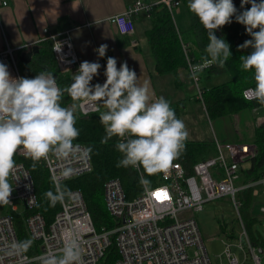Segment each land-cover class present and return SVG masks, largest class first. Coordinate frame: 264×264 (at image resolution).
Returning <instances> with one entry per match:
<instances>
[{"label":"built area","instance_id":"built-area-1","mask_svg":"<svg viewBox=\"0 0 264 264\" xmlns=\"http://www.w3.org/2000/svg\"><path fill=\"white\" fill-rule=\"evenodd\" d=\"M161 3L172 9L180 5V0H162ZM7 5V0H0V6ZM246 6L251 7L250 4ZM153 8L152 4L136 0L122 14L112 16L107 21L115 27L119 35H132L136 14L143 12L150 18ZM117 18L126 21V32L121 33L119 30ZM72 32L68 30L55 33L45 28L39 40L51 43L58 69L62 73L77 72L80 64ZM183 46L187 53L188 46ZM19 49L21 47L7 44L0 51V62L8 67L13 78L23 77L17 57ZM190 67L193 73L194 66ZM194 81L198 96L202 100L198 78L194 77ZM247 89L249 88L245 90ZM97 108L100 111L104 109L100 102H90L85 104L83 110L79 108V111L87 116L100 112ZM254 111L258 109L255 108ZM255 122L258 126L264 124V115H257ZM78 145L80 151L73 157L60 159L50 155L47 161L39 162L49 171L56 190L61 191L60 185L63 182L85 175L93 168L87 148ZM215 148L214 157L194 164L191 171L176 160L166 176L160 174L159 185L143 187L142 192L131 200L126 198L119 179L107 180L103 188L106 209L120 223L113 230L102 232L96 230L83 193L78 189L70 191V197L65 196L64 203H60V211L47 224L36 211L38 198L30 171L22 162H17L15 178L10 180L13 187L11 202L0 205V264H41L42 257L48 254L59 255L69 238L79 240L83 264H99L112 243V235L118 250V259L114 264H212L194 214L202 211L206 203L224 197L232 201L242 231L238 238H233V242H224L225 248L219 255L220 260L224 259L228 264H261L260 249L252 244L245 229L241 215L243 202L239 198L240 192L256 186H260L264 192V174L256 182L239 183L240 168L257 155V146L253 143H222L215 140ZM16 156L27 157L22 149ZM65 167L73 169L70 178L61 176V170ZM132 170L140 177L143 175L142 168ZM158 192L166 193L167 198L157 199ZM17 201L23 202L24 210L29 212L25 219L28 234L40 250L35 256L26 253L21 256L7 254L11 242L19 241L14 223V214L18 213ZM259 211L264 213V204L261 202Z\"/></svg>","mask_w":264,"mask_h":264},{"label":"clouds","instance_id":"clouds-1","mask_svg":"<svg viewBox=\"0 0 264 264\" xmlns=\"http://www.w3.org/2000/svg\"><path fill=\"white\" fill-rule=\"evenodd\" d=\"M248 4L251 7L245 8ZM241 7L245 10L237 14L233 0H188L189 10L198 17L209 40L203 64L193 67V75L206 66L225 67L232 56L230 45L215 33L232 23L235 16L251 37L239 46L251 49L240 57V66L251 73L254 81V87L245 90L243 96L264 106V0H242ZM116 23L121 33L127 31L124 19L117 18ZM107 48L106 44L99 46V57L106 55ZM100 68L98 62H82L71 86L61 89L51 72L42 71L34 78H13L8 67L0 62V205L11 202L10 180L15 178V156L19 150L32 160L33 169L50 155L67 159L80 151L74 143L80 135L75 102H79L81 110L90 102L102 104L104 111L97 108L100 122L108 138H117L115 147L122 154L117 167L142 168L147 176L169 173L185 147L188 132L184 121L176 117L166 98L153 99L146 86L137 84V74L127 62L118 68L117 60L108 57L106 80L93 85ZM64 91L73 98L70 107L62 106ZM72 175L71 167L61 170L64 178ZM140 184L147 188L150 181L142 175ZM66 195L70 197L71 193H45L53 207L57 202L63 204ZM32 244V239L13 241L7 254L21 256ZM41 264H83L79 240L67 239L59 255L48 254L41 258Z\"/></svg>","mask_w":264,"mask_h":264},{"label":"trees","instance_id":"trees-1","mask_svg":"<svg viewBox=\"0 0 264 264\" xmlns=\"http://www.w3.org/2000/svg\"><path fill=\"white\" fill-rule=\"evenodd\" d=\"M181 1H183L190 14L191 23L187 30L181 31L177 28L173 11L166 4L159 3L151 12L152 28L146 33L155 58L156 73L174 75L175 84L178 88L184 87L181 76L182 71H188L192 79L197 77L199 89L202 91V100L200 99V101L203 102L210 119L239 114L244 111L254 110L255 108L258 111L264 112V106L259 105L255 100H246L243 96V91L246 88L254 87L251 73L243 71L240 66V57L247 55L251 51L250 48H239L245 41L251 39L246 32V28L241 29L237 27L234 16L232 23L217 30L216 36L224 39L230 45L232 56L229 57L224 68L216 65L206 66L193 75L190 65L197 66L203 64V58L206 56L205 49L209 43L208 33L200 23L198 17L189 10L188 0H180V5ZM240 13L238 12L237 14ZM183 44L188 46V56L184 53ZM19 66L22 76L25 78H33L42 71H48L56 77L61 89H66L73 83V75L71 73L59 71L51 43L48 41H41L39 43L38 50L26 67H23L20 62ZM223 74H229L230 80L211 88L202 86V77L210 79ZM197 98H199L198 93ZM61 103L62 106L66 107H70L74 103L72 96L67 91H64ZM75 103H77L75 113L77 117L76 127L79 129L80 135L74 143L84 145L87 148L91 156L93 168L91 172L85 175L63 182L60 185V189L65 193L77 189L81 190L96 230L99 232L110 231L116 228L120 220L110 216L106 209L103 194L105 182L113 178L119 179L126 198L131 200L142 192L141 177L132 170V167H117L122 154L115 147L117 138L107 137L104 126L99 119L100 112L87 116L82 115L78 108V102ZM182 105L183 101H180L173 108L178 119H181ZM252 143L257 146V155L246 161L248 166H241L239 180L241 184L256 182L264 174V124L255 128ZM215 155L216 148L214 141L200 142L186 139L185 147L177 160L188 171H191L194 164ZM15 160L16 163L22 162L30 171L38 198L36 211L43 216L47 224H50L54 220L55 215L60 211L61 205L57 202L54 207L51 206L50 200L45 196V193L49 191L54 194L57 192L49 171L40 163L33 169L32 160L29 157L20 158L15 156ZM143 175L145 179L150 181V187L161 183L160 174L147 176L143 173ZM239 198L243 202L241 214L249 238L255 247L263 251L264 239L259 231H255L259 218L253 212L254 209H252L255 199V189L248 188L240 192ZM27 215H29V212L26 210L23 213L14 214L15 229L19 241L30 239L25 222ZM229 236L231 238H238L234 233ZM111 241V245L107 248L99 264H114L118 259V250L113 235L111 236ZM39 252L37 244L33 242L26 254L35 256ZM34 264L39 263L35 262Z\"/></svg>","mask_w":264,"mask_h":264},{"label":"crops","instance_id":"crops-1","mask_svg":"<svg viewBox=\"0 0 264 264\" xmlns=\"http://www.w3.org/2000/svg\"><path fill=\"white\" fill-rule=\"evenodd\" d=\"M7 6H0V51L6 45L21 47L17 51V57L21 65L26 67L39 47V40L43 35V29L47 28L55 33H62L68 30L72 32V38L80 64L84 61L98 62L101 64L99 75L94 77L92 84H103L106 77L108 57L117 60V67L127 62L130 69L137 74V84L146 86L153 99L159 97L166 98L172 108L180 101H183L181 109V120L188 126L190 121L198 118H208L204 104L197 98L195 93L186 94L183 88H178L175 84V76L172 74H157L155 71V58L152 47L147 37V31L152 28L151 17L140 12L135 16V30L132 35H119L115 27L110 24L108 18L122 14L126 8L136 0H7ZM146 3L156 5L162 0H143ZM242 0H233L238 12L245 9L241 7ZM181 5L172 8L174 20L177 28L181 31L187 30L191 23L190 14L187 10L189 20L181 16ZM153 8V9H154ZM245 8H248L245 5ZM152 15V14H151ZM176 16V17H175ZM179 17L181 21L179 24ZM236 26L245 29V26L236 22ZM108 46L106 55L99 57L96 51L99 46ZM136 44V45H135ZM184 50V46H183ZM185 53V50H184ZM188 53V52H187ZM185 53V54H187ZM188 56V54H187ZM186 56V57H187ZM79 64V66H80ZM77 72L71 73L73 76ZM181 76L185 85V80H191L188 71H182ZM220 77V78H218ZM220 79L215 80L213 79ZM209 88L230 80L229 74L207 79ZM174 81V84H173ZM203 87H206L202 84ZM257 115H264L262 111H244L239 114L219 117L221 120L219 131H215L214 138L210 133L205 135L196 133L189 141H208L219 140L222 143L246 142L252 143ZM209 122L211 121L208 118ZM204 124H206L204 122ZM228 125L236 128L231 136H227ZM242 127V128H240ZM253 128V129H252ZM201 136V137H199Z\"/></svg>","mask_w":264,"mask_h":264},{"label":"rangeland","instance_id":"rangeland-1","mask_svg":"<svg viewBox=\"0 0 264 264\" xmlns=\"http://www.w3.org/2000/svg\"><path fill=\"white\" fill-rule=\"evenodd\" d=\"M180 9L182 12L181 16H185L189 20L187 7L185 5H182ZM178 19L180 24L181 17H179ZM184 80L185 93H195L196 84L194 79L186 80V78H184ZM215 80L220 79L214 78L213 81L215 82ZM206 81L207 80H203L202 84L209 88V85L212 83V80L209 81L210 84ZM198 99L200 100L201 98ZM208 118H206L205 116L204 118L196 117L194 122H189V125L186 126L189 139H191L192 136L196 137L194 136L196 133H199V135H205L206 132H209L210 137L214 138V134L216 133L215 131H219L218 127L220 126L221 120L219 118H209L211 120L209 122ZM204 122L206 124H204ZM228 127L229 128L226 129V132L228 133L227 136H231L235 132L236 128L232 125H228ZM242 165L244 167L248 166L247 163H244ZM254 189L255 199L252 209H254L253 212L256 213L259 218V223L255 226V231H259L264 239V213L258 211L259 203L261 202V204H264V192L262 191V188L260 186H256ZM16 204L18 206V213H22L24 210L23 202L17 201ZM194 217L198 221L203 242L211 258L212 264H228L224 259L220 260L219 258V255L224 252V242H233V238H231L229 235L234 233L238 236L242 231V226L238 221L237 213L234 210L230 198L224 197L216 201L206 203L203 207V210L200 212H196L194 214ZM259 255L261 258V264H264V250L262 253H259Z\"/></svg>","mask_w":264,"mask_h":264},{"label":"snow or ice","instance_id":"snow-or-ice-1","mask_svg":"<svg viewBox=\"0 0 264 264\" xmlns=\"http://www.w3.org/2000/svg\"><path fill=\"white\" fill-rule=\"evenodd\" d=\"M156 197H157V199H166L167 194L163 193V192H158V193H156Z\"/></svg>","mask_w":264,"mask_h":264},{"label":"water","instance_id":"water-1","mask_svg":"<svg viewBox=\"0 0 264 264\" xmlns=\"http://www.w3.org/2000/svg\"><path fill=\"white\" fill-rule=\"evenodd\" d=\"M241 240H244L243 238H241ZM263 251L262 250H259V253H262Z\"/></svg>","mask_w":264,"mask_h":264}]
</instances>
